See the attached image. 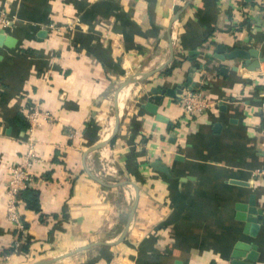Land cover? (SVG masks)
Segmentation results:
<instances>
[{
  "label": "crops",
  "instance_id": "obj_1",
  "mask_svg": "<svg viewBox=\"0 0 264 264\" xmlns=\"http://www.w3.org/2000/svg\"><path fill=\"white\" fill-rule=\"evenodd\" d=\"M263 2L0 0L16 39L0 43V264H231L241 242L264 264V223L247 220L264 211V61L218 51L264 56ZM36 104L39 210L24 200L20 230L8 166Z\"/></svg>",
  "mask_w": 264,
  "mask_h": 264
},
{
  "label": "built area",
  "instance_id": "obj_2",
  "mask_svg": "<svg viewBox=\"0 0 264 264\" xmlns=\"http://www.w3.org/2000/svg\"><path fill=\"white\" fill-rule=\"evenodd\" d=\"M9 14V10H7L6 7L0 8L1 28L9 27ZM181 99V105L188 114L201 111L207 106L206 99L202 92L189 91L182 95ZM40 113L41 109L39 104H36L27 112L26 117L30 122L28 149L19 163H12L8 166V181L6 183V194L8 197L7 218L20 230H23L25 226L24 215L22 214V206L24 203L23 195L25 191L34 184L32 167L39 160L34 134L37 126L40 125Z\"/></svg>",
  "mask_w": 264,
  "mask_h": 264
},
{
  "label": "water",
  "instance_id": "obj_3",
  "mask_svg": "<svg viewBox=\"0 0 264 264\" xmlns=\"http://www.w3.org/2000/svg\"><path fill=\"white\" fill-rule=\"evenodd\" d=\"M5 41L10 46H14V44L16 43V39L14 37L7 36V35L0 33V43H3ZM218 51L221 53H225L226 56L229 58H241V59L246 60L247 64L250 65V69H257L260 66L261 62L264 61L263 54L257 49H250V50H245L242 48L230 49L226 45H220L218 48ZM252 58H254L253 61H252ZM138 79L139 78H131L124 83V86L131 82L137 81ZM189 84L190 83H186V85H189ZM183 91L184 89L182 87L176 91L155 89V92H160V93L162 92L167 95H177V94H181ZM117 128L118 127H116V131H117ZM116 131L114 135L116 134ZM113 136L108 141L98 143L97 145L91 147L89 150H95V149L103 147L104 145L108 144L112 140ZM252 204L254 206L256 205L255 202H253ZM250 212H251L250 215H248L247 217V220L249 222L259 223L261 221L264 223V211L263 210H257L255 208H252L250 209ZM129 226H130V223L126 227L124 237L128 233ZM258 257H259V252H258L257 245H252L249 243L241 242L238 244L237 249L233 253L231 264H255V262L258 261ZM241 258H246V259L242 260ZM41 262L43 263L44 261H41Z\"/></svg>",
  "mask_w": 264,
  "mask_h": 264
},
{
  "label": "trees",
  "instance_id": "obj_4",
  "mask_svg": "<svg viewBox=\"0 0 264 264\" xmlns=\"http://www.w3.org/2000/svg\"><path fill=\"white\" fill-rule=\"evenodd\" d=\"M23 199L25 200L28 207H30L32 209L34 208V209L39 210L38 199H37L36 195H35V197H33L34 203H32V204H31V200L29 199L28 196H26V198H25V193L23 195Z\"/></svg>",
  "mask_w": 264,
  "mask_h": 264
},
{
  "label": "bare ground",
  "instance_id": "obj_5",
  "mask_svg": "<svg viewBox=\"0 0 264 264\" xmlns=\"http://www.w3.org/2000/svg\"><path fill=\"white\" fill-rule=\"evenodd\" d=\"M125 96V95H124Z\"/></svg>",
  "mask_w": 264,
  "mask_h": 264
}]
</instances>
